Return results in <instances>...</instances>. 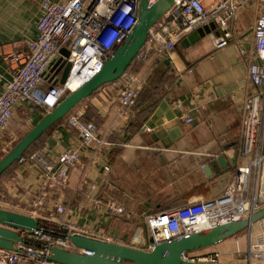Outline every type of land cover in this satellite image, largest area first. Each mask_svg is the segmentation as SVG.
Returning <instances> with one entry per match:
<instances>
[{
  "label": "crops",
  "instance_id": "crops-1",
  "mask_svg": "<svg viewBox=\"0 0 264 264\" xmlns=\"http://www.w3.org/2000/svg\"><path fill=\"white\" fill-rule=\"evenodd\" d=\"M259 11L256 1L239 10L225 47L215 48L209 35L189 47L182 39L168 64L144 62L139 74L146 78L145 86L137 105L124 113L111 84L82 100L73 113L80 112L82 119L90 106L93 124L106 144L82 152L65 186L46 181L42 169L26 156V163L18 162L9 180L18 197L14 203L20 205L9 208L33 215L37 208L33 202L40 200L38 209L44 215L54 212V220L66 219L89 228L90 236L148 250L138 239L146 242L150 238L149 215L222 194L237 167L246 162L240 145L242 108L253 90L248 69L250 61L257 59L253 27ZM40 13V0H0V94L12 77L5 54L18 51L24 40L36 36ZM213 31L221 32L217 26ZM61 58L48 71L42 89L60 82ZM183 112L193 121L179 119ZM45 113L23 103L16 108L11 128L27 133ZM78 142V132L68 126L66 117L48 130L35 152H42L57 166L60 155ZM219 156L225 157L227 168ZM110 201L123 206L125 212L111 211ZM59 204H64L63 214L55 211ZM230 239L238 249L241 240L236 235L186 256L206 261L219 252L217 262H242L227 258L235 256L236 249L221 250Z\"/></svg>",
  "mask_w": 264,
  "mask_h": 264
},
{
  "label": "built area",
  "instance_id": "built-area-1",
  "mask_svg": "<svg viewBox=\"0 0 264 264\" xmlns=\"http://www.w3.org/2000/svg\"><path fill=\"white\" fill-rule=\"evenodd\" d=\"M158 0H149L150 6ZM260 4L259 15L253 27L254 56L249 63L248 75L253 90L244 99L241 125V155L246 160L239 165L226 184L222 194L212 199L188 201L183 205L151 214L146 219L150 238L146 244L152 250L156 244L169 241L180 235H189L222 223L246 218L260 204V192L264 190V0H175L174 4L150 28L144 46L134 61L163 63L172 57L177 44L189 33L214 22L221 32L209 35L215 48L229 44L232 38L231 21L239 10L252 2ZM140 0H40V17L37 34L24 40L18 51L5 54V62L12 70V77L0 94V133L13 120L16 108L31 103L45 110L53 109L72 89V80L82 84L95 76L104 62L121 46L139 15ZM63 47L70 51L71 68L65 83L55 82L48 89L41 86L50 68L58 61ZM146 78L139 73L125 71L111 84L117 91L120 112L137 105ZM177 106L182 108V104ZM179 119L192 122L193 118L181 113ZM67 124L78 132L80 142L59 157L56 166L42 152L28 158L43 171L46 181L65 186L70 179V170L81 162L82 152L89 148L105 145L106 142L92 122H84L80 112L67 115ZM25 155L18 160L24 162ZM14 196L18 198L15 194ZM33 215L43 228L32 231L21 230V237L28 243H18L16 251L0 247V264H62L41 255L49 250L39 246L47 244L66 249L74 248L66 234H82L89 237L90 230L66 219L54 220L55 213L44 215L38 209L40 200L33 202ZM109 209L125 212L114 201L108 202ZM19 203H13L19 207ZM57 213L63 214V205H57ZM43 219V222L41 220ZM262 229L249 241L246 261L264 264V219L259 221ZM96 238V237H94ZM220 253L207 256V262H217Z\"/></svg>",
  "mask_w": 264,
  "mask_h": 264
},
{
  "label": "water",
  "instance_id": "water-1",
  "mask_svg": "<svg viewBox=\"0 0 264 264\" xmlns=\"http://www.w3.org/2000/svg\"><path fill=\"white\" fill-rule=\"evenodd\" d=\"M175 0H158L149 4V0H140L139 15L124 43L104 62L101 70L69 92L53 109L45 115L0 159V177L15 161L20 160L27 149L39 139L48 129L65 118L82 100L90 97L105 84L118 80L133 63L136 55L144 46L150 28L174 4ZM216 29L214 22L192 31L183 38L189 47L201 38L206 37ZM66 56L68 54L66 53ZM62 69L60 83H65L71 68V62L61 58ZM165 62L168 64L169 60ZM163 108V105H161ZM174 117L176 115L174 114ZM174 117L170 118L173 119ZM223 168L228 163L224 156H219ZM264 219V205L250 213L246 218L215 225L189 235H180L169 241H162L152 250H143L117 242L89 237L82 234H66L74 248L66 249L59 246L39 244L49 250V254L41 255L51 261L62 264H260L236 262H207L187 258L189 252L218 244L234 237L245 230H251L253 225ZM43 228L40 221L32 215L0 208V247L23 251L16 247L18 243L29 241L21 237V230L32 231Z\"/></svg>",
  "mask_w": 264,
  "mask_h": 264
},
{
  "label": "rangeland",
  "instance_id": "rangeland-1",
  "mask_svg": "<svg viewBox=\"0 0 264 264\" xmlns=\"http://www.w3.org/2000/svg\"><path fill=\"white\" fill-rule=\"evenodd\" d=\"M66 53L68 54V56H66ZM61 55H64L66 58L70 57V51L68 50L67 47H63L60 51ZM42 109V108H41ZM70 113H73L70 112ZM69 113V114H70ZM13 121V120H12ZM12 121L10 122L9 126L6 128V130H4V132L0 133V141L2 140V144L0 143V159L2 157H4L9 151L10 149L25 135L26 131H16L13 130V128H11V126L13 127V123ZM28 123L30 126H33L34 124L32 122H30V120H28ZM27 130V129H26ZM13 131V132H12ZM29 157L30 154L25 155V157ZM18 165V164H17ZM16 169V168H15ZM14 167H11L9 169V171L4 175V177L0 178V208H4V209H9L13 207V203L18 200V198H16L14 196V190H13V185L9 183L10 178L12 177V173L14 174ZM260 204H264V190H261L260 192ZM10 207V208H9ZM262 229V226L260 223H255L253 225V228L251 231L249 230H245L241 233L238 234V236H240V246L237 249V247L231 242L233 241V239H230L229 241H227L225 244L223 245L224 247L221 250H235L234 254L235 256L232 257H227L228 259H233V260H237V261H242V262H237V263H246V255H247V250L249 247V241L252 236H255L256 234H258L260 232V230ZM227 247V248H226Z\"/></svg>",
  "mask_w": 264,
  "mask_h": 264
},
{
  "label": "trees",
  "instance_id": "trees-1",
  "mask_svg": "<svg viewBox=\"0 0 264 264\" xmlns=\"http://www.w3.org/2000/svg\"><path fill=\"white\" fill-rule=\"evenodd\" d=\"M144 63H141V64H137V62L136 61H133V63L130 65V67L127 69L128 71H131V72H135V73H139V68H140V66H142ZM72 112V111H71ZM67 117V116H66ZM65 117V118H66ZM14 119V118H13ZM64 119V118H63ZM62 119V120H63ZM82 120L84 121V122H92V123H94V114L92 113V110H91V107L89 106V109L86 111V113L84 114V116L82 117ZM61 121V120H60ZM60 121H58L57 123H59ZM56 123V124H57ZM95 124V123H94ZM55 125V124H54ZM53 125V126H54ZM52 126V127H53ZM96 127V126H95ZM51 129V128H50ZM49 130V129H48ZM48 130L39 138V139H37L28 149H27V151L25 152V155H28V154H32V153H34L37 149H39V147L41 146V144H42V140H43V137H44V135L48 132ZM18 161H15L9 168H7L5 171H4V173L1 175V177H4V175L9 171V169L11 168V167H14V173H15V171H16V169L18 168ZM16 168V169H15ZM14 174L12 173V176H13ZM0 177V178H1ZM262 205H264V204H262ZM261 205V206H262Z\"/></svg>",
  "mask_w": 264,
  "mask_h": 264
},
{
  "label": "bare ground",
  "instance_id": "bare-ground-1",
  "mask_svg": "<svg viewBox=\"0 0 264 264\" xmlns=\"http://www.w3.org/2000/svg\"><path fill=\"white\" fill-rule=\"evenodd\" d=\"M72 82V89L73 90H75V89H77L78 87H79V85H80V82H78L77 80H72L71 81ZM25 163H26V161H25ZM64 205V204H63ZM123 207V206H122ZM32 213V212H31ZM125 215H127V214H125ZM68 218V217H67ZM252 230V229H251ZM251 230H249V231H251ZM250 239V238H249ZM237 240V239H236ZM204 259V258H203ZM202 260V259H201Z\"/></svg>",
  "mask_w": 264,
  "mask_h": 264
}]
</instances>
